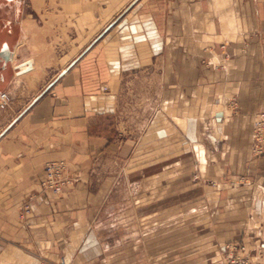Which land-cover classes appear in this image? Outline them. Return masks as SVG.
<instances>
[{"label": "crops", "instance_id": "crops-1", "mask_svg": "<svg viewBox=\"0 0 264 264\" xmlns=\"http://www.w3.org/2000/svg\"><path fill=\"white\" fill-rule=\"evenodd\" d=\"M5 48L0 264L264 262V0H0ZM58 160L73 183L43 193ZM117 211L137 240H103Z\"/></svg>", "mask_w": 264, "mask_h": 264}, {"label": "built area", "instance_id": "built-area-1", "mask_svg": "<svg viewBox=\"0 0 264 264\" xmlns=\"http://www.w3.org/2000/svg\"><path fill=\"white\" fill-rule=\"evenodd\" d=\"M102 88V91H105ZM9 96L6 92H0V111L5 110L9 104ZM251 154L254 157L264 156V111L257 113L253 120L251 132ZM73 183L69 176L67 163L63 160L50 161L44 165L43 178L40 182L41 191L58 196ZM29 203H24L20 217L26 218L31 214ZM264 242V227L262 231ZM59 264H65L63 260ZM225 264H264L261 261H253L242 243H232L225 247Z\"/></svg>", "mask_w": 264, "mask_h": 264}, {"label": "rangeland", "instance_id": "rangeland-1", "mask_svg": "<svg viewBox=\"0 0 264 264\" xmlns=\"http://www.w3.org/2000/svg\"><path fill=\"white\" fill-rule=\"evenodd\" d=\"M48 40V39H47ZM51 40H52V43H51V47H50V51H53V45L54 44H59V40H58V36L57 34L54 35L52 33V37H51ZM181 189V188H180ZM182 192V190H180ZM180 192V193H181ZM186 192L184 193H181L180 194V201L179 203H183L186 201ZM168 203L166 204H170V201H167ZM128 220L129 222H133L135 219L134 217H123L121 215V213H118V211L116 212V214L114 215H111L110 217H104L102 220H101V224H103L104 226V230L103 232H101V236L103 238V240L105 242H108L110 243L111 245L113 244L114 246H119V245H122L125 242H128L129 240L131 241H135L137 240V237L139 236V232L138 231H126V232H123V231H119L118 229H121L122 225L125 224V223H128ZM132 220V221H131ZM179 223L180 224H186V219H183V218H180L179 219ZM110 227H115L113 229H115L116 231H111L113 230L112 228L110 229ZM109 229V231H107ZM170 233H164L163 234V237H166V235ZM178 235H179V239L180 240H183L185 239V236H186V232L185 231H179L178 232ZM169 238V237H168ZM167 238V239H168ZM166 241V240H165ZM164 241V242H165ZM64 261V260H63ZM60 263V261L58 262V264ZM65 263V262H64Z\"/></svg>", "mask_w": 264, "mask_h": 264}, {"label": "water", "instance_id": "water-1", "mask_svg": "<svg viewBox=\"0 0 264 264\" xmlns=\"http://www.w3.org/2000/svg\"><path fill=\"white\" fill-rule=\"evenodd\" d=\"M0 57H2L4 61H9L10 60L9 51L5 48L4 51L0 54Z\"/></svg>", "mask_w": 264, "mask_h": 264}, {"label": "bare ground", "instance_id": "bare-ground-1", "mask_svg": "<svg viewBox=\"0 0 264 264\" xmlns=\"http://www.w3.org/2000/svg\"><path fill=\"white\" fill-rule=\"evenodd\" d=\"M25 28V27H24Z\"/></svg>", "mask_w": 264, "mask_h": 264}]
</instances>
